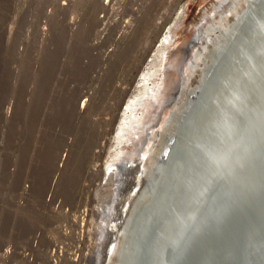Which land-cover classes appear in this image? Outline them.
Masks as SVG:
<instances>
[{
    "label": "rangeland",
    "instance_id": "rangeland-1",
    "mask_svg": "<svg viewBox=\"0 0 264 264\" xmlns=\"http://www.w3.org/2000/svg\"><path fill=\"white\" fill-rule=\"evenodd\" d=\"M225 1L124 0L121 8L120 0H111L104 43L112 47L109 60L91 44L102 26V0H0V264H51L60 246L68 253L62 264H72L74 253L83 264L90 240L100 249L92 264L103 262L108 226L123 219L119 204H132L138 194L130 190L123 200L126 179L108 175V164L136 160L135 152L148 141L143 165L153 166L158 136L179 107L171 99L177 93L187 98L199 83L202 49L189 45ZM44 4L51 15L44 13ZM244 6L242 0L239 11ZM164 34L169 56L162 67H167L139 111L144 126L137 129L142 130L132 134L130 143L123 142L125 157L118 159L116 137L125 104L137 94L139 77ZM60 161L65 162L62 169ZM54 178L61 204H44ZM23 183L32 187L31 204H11ZM2 195L8 196L7 204H1ZM107 205L113 219L110 213L105 217ZM83 208L88 209L85 218Z\"/></svg>",
    "mask_w": 264,
    "mask_h": 264
},
{
    "label": "bare ground",
    "instance_id": "bare-ground-1",
    "mask_svg": "<svg viewBox=\"0 0 264 264\" xmlns=\"http://www.w3.org/2000/svg\"><path fill=\"white\" fill-rule=\"evenodd\" d=\"M243 1L245 3V6L239 11V5H240V2H242V0H226L219 8L215 10V11H219V13L213 17L211 24L209 25L208 23V26H206V28H203L202 30L200 29L194 41L190 43L189 48L191 47L194 48L196 47L195 45L199 44L202 49V52H201L202 56L200 54L199 59L203 60V63L198 64L200 65V67H202V71L199 77V83L198 85L194 87V89H190L188 91L187 98L181 99L180 95H178L177 93L171 99L170 102H172V105L177 103L179 107L175 108V110L173 111L170 110L172 112H170L169 117L166 120V124H165V127L162 133L160 132L161 133L160 138L157 135L158 139L157 138L156 139L159 141L158 143H156V147L154 146L155 149L153 150L152 155L151 153L149 154L152 156V160L154 162L153 166L150 168H144V165H143V162H144L143 152L144 153L146 152L145 148L148 144L147 139H146L147 142L143 141L139 149L138 147L136 148V150L138 149L135 152V154L138 156L136 160H135V157H136L135 155H134L135 156L134 159L133 158L127 159V157L123 155L121 146L123 145L124 141H128L130 143L131 137L135 135L136 132H137L136 135H138L139 131L142 130V128L138 130L139 129L138 127L140 125H143L141 120L144 119V116L141 117L143 119H140L139 111L143 109L145 102L150 96L153 95L154 90L157 88V84L155 81L158 79V76L164 72L162 71V68H164L165 65L164 67H162V65L164 64L165 60L167 59V55L169 54L168 48H167V44H168L167 37L168 36H166L165 34H164L165 37H162V40L160 41L158 48L153 54L151 61L150 62L148 61L147 68L144 69V71L140 75L139 82L137 84L138 92L132 98H130L128 102L125 104V107L123 110L124 120H123L122 125L118 129V133H117L118 137H116L118 138V141H117L118 149L116 151L117 154L115 156L116 158L119 159V157H122L123 155V157H125L126 160L123 161L124 158H121L122 164H119L120 160L118 161L119 163L118 162L116 163L115 161L117 160L114 159V161L112 160L108 164V167L106 170L107 174L112 175V177L114 175H116V177L118 178L122 177V179L125 177L127 191L125 190L126 195H125V198L123 197V200L129 198L127 194L130 190L138 189V194H137V197L135 196L136 199L133 201L132 204H119V211L123 213V216H122L123 219L122 220L120 219L121 221L119 224L115 223L114 220H112L113 223H111V225L108 226L110 241L108 240L106 242L105 257L102 258V261L104 262V264H107L106 263L107 259L114 261L115 264H130L134 260H137V262L141 260L140 259L141 254L139 252H140L142 244L145 243L146 236L148 235L149 237L151 234L152 229L150 230V228H151V223L153 222L151 218H150L151 220L150 221L146 219V217L145 218L140 217L141 211L140 212L138 211L139 209H141L140 207H142L144 204H148L150 208H154V206L158 204L159 200L163 196V192H164L163 190L167 186L168 180L171 178V176H173V162L172 161H171L172 163L169 162L170 161L169 155H171V151H172V148L174 147L175 139L174 140L172 139L169 145H168V142L170 141L171 137L174 136L175 130L177 129V126H178V121L180 120V116H182L183 113L187 110L189 100L194 99L195 95L199 93L198 91L203 88V83L205 81L206 74H208V72L210 71L211 65H213L212 63L215 64L217 61H220L221 59L224 58L222 60L223 66H220L219 68H217V70L213 72V74L215 77L214 83L216 82V78H217L219 79L218 83H220L221 86L223 85L224 86L227 85V87L229 86V89L225 92V94H228V99H227L226 104H224L225 96L221 99L215 100L218 97V94L220 93L221 86H218V88H216L214 93L211 92L209 94L210 99L214 100L212 109H214L215 107L216 108L219 107L220 109L218 108V112L219 110L221 111L219 113V116H216L217 114L216 115L214 114L213 116L212 114L211 121L207 124L204 131L202 133L201 131L199 132L200 135L198 137L197 144H195L196 148L197 147L199 148L200 144L206 143L205 141L209 140L211 134L214 131V128H216L217 126V123L222 121L224 119L223 118L224 116H227V114L231 113V110L233 111V108L230 109V107L232 106L233 101H235L237 96L239 95V83H240L242 76L245 77V79L247 78L250 79L252 76H254L257 73L259 69H261L262 66L264 67L263 64L259 66L260 65L259 62L257 63L254 60H252L254 56H257L259 60L261 59L262 62L264 61V0H243ZM231 16H234L233 19H231ZM227 22L229 26L228 24H226ZM225 48H228V49H226L225 52L222 54V56L219 57L218 53H220L222 49H225ZM187 53L189 52L187 51ZM194 64H197L196 60L194 61ZM194 92H196L197 94L192 95ZM156 100L158 103V99ZM171 107H174V106H171ZM163 110H164V107H163ZM160 111L162 112V110ZM238 112H239V109H236L234 111V114L232 116H234L235 119H233L232 117L230 122L227 124L229 126L227 125L225 126L224 130L222 131V134L227 129H233L234 126H235L236 132L234 131L231 132L226 137L227 139H225L224 142L227 141L228 139L229 141L233 142V141L238 140L240 137H242L243 139L244 136L246 137L248 133L252 132L253 129H255V126L256 127L258 126L255 137H257L258 139L256 144L259 143L260 137H262L264 133V98L263 99L261 98L260 100L257 99L256 102H253L251 104H246V108L241 111V118H242L241 120L236 118L238 115ZM245 120H249L248 121L249 123H247L245 127H243ZM236 121L239 123H236ZM239 126L242 127V132L240 131L241 128H239ZM135 129H137L138 131H135ZM178 130H180L179 127H178ZM145 131L146 130H144V132ZM154 134H157V133H154ZM139 136L137 137L138 139H140ZM218 138H217V141H218ZM132 139L134 140V137ZM152 139H155V138H152ZM201 140L202 142H200ZM149 141L151 140L149 139ZM163 152L166 153L165 156L161 155ZM148 153H147V156H148ZM233 154H234V157H237V156H240L241 152L237 151V152H234ZM248 154L250 156V159H252V164H255L259 158L258 156L261 154L260 146L256 145L253 148H251V150L249 149V152L246 153V157L249 162L250 160H249ZM152 160H151V163H152ZM192 161H194L193 163H195V165L199 163L197 156ZM226 161H227V157H225V161H222L221 163H219L220 167L223 164H224L223 167H225ZM191 163L192 162L189 163V166L191 165ZM238 164L239 163H237V165ZM241 165H243V163ZM188 169L186 168L182 170V176L179 179L180 181L179 184L181 187H183L186 196L188 192L193 191L194 187H195L194 189L195 193H198L204 190L206 186V181L209 178L207 177L208 170L207 172H205L206 169H204L205 178L203 180L201 179L202 169H198L194 177L192 178H190L189 176L187 177V174L185 173L187 172ZM240 169H241V166L236 168V170H240ZM215 172H217L216 169H215ZM198 174H200L199 177H198ZM210 174L211 172L209 173V176ZM239 180H240V176L233 173L232 178H230V181H231L230 185L234 186V183ZM116 182H118V180ZM121 187H124V186H121ZM232 189H231V192H232ZM117 190H115V193ZM158 196H160V198ZM138 199L140 202L138 201ZM175 199H176V194L175 195L173 194L172 201L174 202ZM205 201L207 202V200ZM173 202L172 204H169V208L171 209L173 208V211L171 210L172 211L171 212L170 210H166V212L164 213L162 217V223L164 224L161 225V229H162L161 233L159 235L157 243L155 242L156 245L155 246L153 245L155 251L152 257H150L147 264H171L173 260L172 256L175 255L174 251L177 249L178 244L180 243L182 244L184 251L188 250L187 237L190 236L193 229H194V232L196 231L194 235L196 236L197 239H198V235L202 236L206 231L205 230L206 227L204 226V223L200 220V217L197 215L196 212L199 210L201 211V209L206 205H208L209 206L208 208H210L212 211H215L216 206L219 205V204H204L205 202L203 204H197V206L195 207L197 210L195 211V216H193L190 213L189 205H187V209H186L185 208L186 206L183 208L181 207V204H174ZM108 206L109 205H107V207L104 206L105 208H107L104 210L105 211L104 213L106 214V210L108 212L107 215H105V217L108 218L109 213H110V216H111L110 218H112L113 213L111 209H109ZM110 208H113V207H110ZM176 208H179V210H181V212L179 213L181 217L179 221L178 220L175 221L174 219L176 218V210H175ZM144 210L149 211V209L147 208H144ZM179 210H177V212ZM135 229H136V232L138 233L137 237H133ZM137 229H139V231H137ZM116 234H119L117 238L118 241L116 240V236H117ZM98 260L99 259L97 258V261ZM146 261L147 260L141 261V264H143ZM103 262L101 263L103 264Z\"/></svg>",
    "mask_w": 264,
    "mask_h": 264
},
{
    "label": "water",
    "instance_id": "water-1",
    "mask_svg": "<svg viewBox=\"0 0 264 264\" xmlns=\"http://www.w3.org/2000/svg\"><path fill=\"white\" fill-rule=\"evenodd\" d=\"M226 49L228 48L222 49L218 53L219 57L222 56ZM223 59L215 64L212 63L210 71L206 74L203 88L198 91V94L196 92L192 94L197 95H195L194 99L189 100L187 110L180 116L175 134L168 142L169 145L172 139H175L174 149L172 148L171 155H169V162H173V176L168 180L158 204L154 208L144 204L138 211H141L140 217H146L148 220L151 218L153 223H151L150 230L152 229V231L149 237L148 235L146 236L145 243L143 242L144 244L141 246L139 252L141 260L138 262L134 260L130 264H141L143 260H147L143 263L147 264L150 257H152L155 251L154 246L162 230L161 225L164 224L162 223V217L166 210L173 211V208H169V204L173 202V194H176V199L173 203L181 204L183 208L186 206V209L187 205H189L190 213L193 216H195L197 204L205 202L204 204L219 205L216 206L215 211H212L206 205L201 211L196 212L204 223L206 231L202 236L198 235L197 239L194 235L196 231L194 232L193 229L190 234L191 237H187L188 250L184 251L182 244H178L177 249L174 251L175 255L172 256L171 264H264V133L257 144L258 139L255 134L258 126H255V129L246 135L247 138L245 136L243 139L240 137L233 142L229 141V139L225 142L224 140L227 139L226 137L231 132H236L235 126L233 129L225 130L222 134L232 117L235 119L232 115L236 109H239L236 118L241 120V111L246 108V104H251L256 102L257 99L264 98L263 66L250 79H245L242 76L239 83V95L230 107V109L233 108V111L231 110V113L224 116V119L217 123L209 140L205 141L206 143L200 144L199 148H196L195 145L200 135L199 132L201 131L202 133L204 131L207 124L211 121L212 114L213 116L214 114L219 116L221 111L219 110L218 112L219 107L212 109L214 100L210 99L209 94L211 92L214 93L216 88L221 86L217 78L214 83L213 72L223 66ZM252 60L259 62V66L264 65V61L262 62L261 59L260 61L257 56H254ZM228 89L229 86L227 87V85L221 86L220 93L215 100L225 96L224 104H226L228 94H225V92ZM248 121L245 120L243 127L249 123ZM236 123L239 122L236 121ZM178 127L180 130H178ZM239 128H241L240 131L242 132V127L239 126ZM256 145L260 146L261 154L258 156L257 162L252 164L249 154L250 161L248 162L246 153ZM237 151H240L241 154L234 157L233 153ZM164 152L161 155L165 156L166 153ZM196 156L199 161L197 165L192 161ZM210 156L215 157L219 163L225 161V157H227L225 167H223L224 164L220 167L219 164L213 163L210 160ZM190 162L192 163L189 166ZM237 163L239 164L237 165ZM242 163L243 165H241ZM239 166H241V169L236 170ZM186 168L188 170L185 174L190 178L196 175L198 169H202V180L205 178L204 173L208 170L207 177L209 178L206 181L204 190L195 193L194 187L192 192H188L187 196L185 195L183 187L179 184V179L182 176V170ZM204 169H206L205 172ZM215 169L217 172H215ZM233 173L240 176V180L235 182L234 186L230 185V178H232ZM158 197L160 198V196ZM144 208L149 209V211L144 210ZM175 210L176 218L174 219L179 221L181 210L179 208ZM177 210L179 211L177 212ZM137 234L135 229L133 237H137Z\"/></svg>",
    "mask_w": 264,
    "mask_h": 264
},
{
    "label": "built area",
    "instance_id": "built-area-1",
    "mask_svg": "<svg viewBox=\"0 0 264 264\" xmlns=\"http://www.w3.org/2000/svg\"><path fill=\"white\" fill-rule=\"evenodd\" d=\"M122 3H123V6L120 5ZM61 4L66 5L65 2L61 3ZM120 4H119V7L123 8L124 7V0H120ZM102 5L104 6L103 10L105 11L104 13H102L100 15L101 20H102V26L96 32L97 36L95 38L91 39V44L95 48H99V51L97 53L100 56H102L103 58L107 57V59L110 60V57H109L110 52L109 51L112 49V47H105V45H104L106 40L109 38V33H110V32H108L109 24L105 27V23L107 22V19L110 15L111 11L114 9V4L111 3V0H102ZM43 9H44V13H46V14L51 15L53 13V10L51 8H49L46 4H44ZM77 15H81V13L80 14L77 13ZM118 35H120V34H118ZM93 46H91L92 49H93ZM101 46H102V48H101ZM92 55H94V51L92 52ZM64 165H65V162L60 161V163L58 164V168L62 169L64 167ZM57 175L59 177V173ZM58 177L56 176V178H58ZM55 182L56 181L54 178L53 183L50 184L48 193L45 196V198L47 197V199L44 202V204H61L60 200H56L55 189H56L57 183H55ZM17 190H19L17 196L14 195L16 201L12 202L11 204H31V200H30L31 199L30 194L32 192L31 185L29 183H23L21 185V187L18 188ZM2 196H3V199L1 200V202H2L1 204H7L4 197L6 198L8 196H5V195H2ZM56 207H57V205H56ZM80 215L83 218H85V216L88 215V209L87 208L81 209ZM81 225L84 226V223L82 222ZM91 244H93V251H92V245ZM63 246L66 247L65 244H63ZM88 249L90 250V253H86L83 255V257H85L83 264H87V262H88V264H92V262L94 263V261L97 258L96 254L97 253L99 254V245H98V243L96 244V242H93L92 240L89 241ZM26 255H28V253H26ZM53 255H54V258L52 259L51 264H62V262L64 260H66L68 253L65 249L63 250L62 247L60 246V249L55 250ZM72 264H80V255L78 253L72 254Z\"/></svg>",
    "mask_w": 264,
    "mask_h": 264
},
{
    "label": "snow or ice",
    "instance_id": "snow-or-ice-1",
    "mask_svg": "<svg viewBox=\"0 0 264 264\" xmlns=\"http://www.w3.org/2000/svg\"><path fill=\"white\" fill-rule=\"evenodd\" d=\"M210 160H211L213 163L219 164V161H218L215 157L210 156Z\"/></svg>",
    "mask_w": 264,
    "mask_h": 264
}]
</instances>
